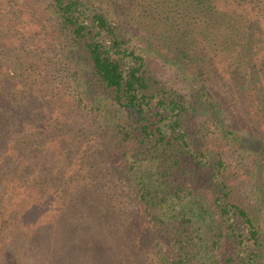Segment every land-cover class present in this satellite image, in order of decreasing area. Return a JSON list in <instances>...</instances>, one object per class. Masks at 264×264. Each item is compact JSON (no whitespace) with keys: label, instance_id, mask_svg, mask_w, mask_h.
<instances>
[{"label":"trees","instance_id":"obj_1","mask_svg":"<svg viewBox=\"0 0 264 264\" xmlns=\"http://www.w3.org/2000/svg\"><path fill=\"white\" fill-rule=\"evenodd\" d=\"M15 2L30 9L32 0ZM40 3L48 21L23 30L24 43L0 24L1 42L11 45L9 60L0 63V264L123 261L106 238L47 218L57 200L45 187L50 179L24 157V148L36 140L23 136L21 82L31 85L30 97H44L52 87L60 107L94 113L118 150L119 180L131 187L143 221L156 232V249L146 264H264L258 215L264 207V140L239 134L213 84L218 76L226 87L232 78L252 87L264 71V0ZM159 60L187 79L191 90L160 79L154 70ZM202 114L207 122L196 130ZM211 132L244 153L253 151L258 195L252 205L239 199L230 183L229 163L210 144ZM68 142L62 137L63 148L58 144L61 159ZM79 197L88 212L95 208L90 193ZM78 203L70 206V215L83 207ZM40 207L47 210L39 222Z\"/></svg>","mask_w":264,"mask_h":264},{"label":"rangeland","instance_id":"obj_2","mask_svg":"<svg viewBox=\"0 0 264 264\" xmlns=\"http://www.w3.org/2000/svg\"><path fill=\"white\" fill-rule=\"evenodd\" d=\"M10 1V8H7L9 3L6 0L0 1V24H6L5 31L9 32V35H15L17 43H24L25 39L21 40L23 30L36 29L40 23H43L41 26H46L47 15L42 12L44 8L41 0H32L31 8H23L25 10L20 8V3L17 4L16 0ZM261 30L264 35V23ZM2 39L0 37V47H10L0 50V63L4 64L10 58L11 45L1 42ZM28 42L31 43L32 40ZM154 70L160 79L179 90H191L189 81L174 67L159 60L154 62ZM258 75L252 87L247 83L239 86L238 80L234 78L229 87H226L218 76L213 81L215 97L224 104L222 108L229 114V120L237 125L239 134L248 136L250 140H264V71ZM15 85L16 83L14 87ZM21 85H24V88L19 91L21 105L18 108L23 111L26 119L23 136L25 139L32 137L36 140L27 150L24 148V157L36 165L32 170L36 168L43 179H50L45 187L54 192L57 200L49 210L40 207L35 218H39L41 212L47 210V218L53 223L65 219L72 225L70 227H84L83 232L92 233L100 240L106 238L117 254L120 253V258L123 259L121 264H130L128 261H133V264H146L147 258L151 257L156 249V232L150 230L143 221L142 211L136 203L131 187L119 180L121 161L118 150L112 140L107 139L101 132L97 121H94V113L91 114L86 109L73 112L72 107H60L58 100L54 99L55 92L54 89L51 90L52 87L44 92V97L38 98L30 97L28 92L31 85L24 82H21ZM14 90L17 91V88ZM33 119L36 121H32ZM205 122L207 116L200 115L194 122L196 130ZM62 137L69 141L70 145L63 159L62 149H59V145L63 148ZM209 139L212 147L222 153L229 163L232 180L230 183L239 199L250 205L255 203L258 193L255 194L253 188V151L244 153L238 144L226 143L217 132H211ZM16 147L20 150L22 145L16 144ZM51 148L54 151H50ZM93 181H96V185L90 186L88 182L94 183ZM262 182L264 184V180ZM18 190L19 186L16 193ZM87 193L95 199V208L90 212L86 204H82L86 201L79 197ZM77 200L83 207L80 209L77 206V212L73 208L70 215L69 208ZM256 207L258 209L260 205L256 203ZM262 210L258 215L264 228V207ZM38 220L40 222L41 217Z\"/></svg>","mask_w":264,"mask_h":264}]
</instances>
